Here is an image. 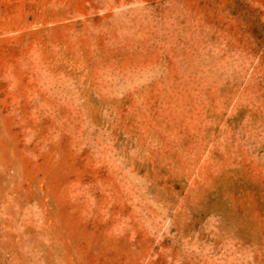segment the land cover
<instances>
[{
  "label": "rangeland",
  "instance_id": "obj_1",
  "mask_svg": "<svg viewBox=\"0 0 264 264\" xmlns=\"http://www.w3.org/2000/svg\"><path fill=\"white\" fill-rule=\"evenodd\" d=\"M0 264H264V0H0Z\"/></svg>",
  "mask_w": 264,
  "mask_h": 264
}]
</instances>
